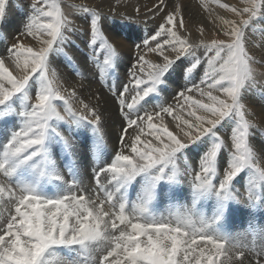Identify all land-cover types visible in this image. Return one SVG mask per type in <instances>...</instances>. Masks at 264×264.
<instances>
[{
	"label": "snow or ice",
	"instance_id": "6c2138e0",
	"mask_svg": "<svg viewBox=\"0 0 264 264\" xmlns=\"http://www.w3.org/2000/svg\"><path fill=\"white\" fill-rule=\"evenodd\" d=\"M219 7L233 16L225 38L196 43L179 34L175 0L149 8L163 16L143 38L125 31L131 17L85 7L78 26L57 0H0V264H250L228 227L253 209L264 218V128L246 118L264 117V64L252 54L264 48L253 31L264 0ZM117 38L141 54L109 86L119 131L107 151L113 125L85 95L83 65L117 77ZM161 200L174 210L156 211ZM247 251L264 264V229Z\"/></svg>",
	"mask_w": 264,
	"mask_h": 264
},
{
	"label": "rangeland",
	"instance_id": "374dc122",
	"mask_svg": "<svg viewBox=\"0 0 264 264\" xmlns=\"http://www.w3.org/2000/svg\"><path fill=\"white\" fill-rule=\"evenodd\" d=\"M154 1L153 0H57V3L60 4L61 9L63 10L64 14L66 16H68L69 19L74 20V22L78 26H80L82 24V20L80 18L85 15L82 12V9L85 7L89 8L93 11L100 12L103 15H112L113 18H117L118 16L131 17L134 20L135 25H132L131 28L125 29V31L126 32H128V31L134 32V34L138 35L140 38H143V37L150 36L152 34V32L154 31V29L156 28L157 24L161 23L160 21H161V17L163 16V13H161L160 16H153L152 12H149V8L154 7L158 3V0H154ZM23 2H25V0H14V3L16 5H20ZM175 2L178 5V9H179L180 13L182 14L183 19L185 18V14H184L185 9L181 8V6L183 7V5H184L186 7L187 4L188 5L190 4L192 9L195 10V11L193 10L192 12H194V15L198 16V18L194 21H191L192 23L189 22L190 20L184 19V28L179 30V34L181 36L188 35L190 41L196 42V43H198L199 39H201V38L204 39L206 42L210 41L211 39H224L225 38V37H223V32L220 30L221 26L223 25V19H232L233 16L231 13H229L224 8L219 7L220 4H228L229 6H234V7L242 6V0H219V4L214 3L213 0H184V2H183V0H175ZM187 2H189V3H187ZM185 3H186V5H185ZM137 9H139V12L136 11ZM170 10H171L170 8L165 9V11H170ZM196 10L198 12H196ZM186 20H188V21H186ZM204 20H205L206 25L203 26ZM110 23H112L114 27H123V25H121L119 21H110ZM190 24H192V25H190ZM201 27H202V29L206 30L205 32L203 30L202 36L200 34L201 33L200 32ZM207 27H209L208 28L209 30H207ZM217 30H218V32H216ZM262 30H264V24H257L256 28L253 30L255 32L257 38L259 36L260 31H262ZM20 40L25 45L28 43L29 44L33 43L29 46H33V47L36 46V42L31 37L21 36ZM113 42L114 43L116 42L115 44L117 46H119L120 49L123 51V52L121 51V58L123 59L122 66H121V72H119L117 74V77L106 76L103 80H100L98 78V76L96 75L98 73L99 69L94 68V66L91 64L83 65V70L85 71L86 74L88 73V75L90 76V78L92 80V84H90V86H88L89 82L87 80L83 81L84 87L89 88L88 89L89 92L87 94L85 93V95H88L89 100L93 101L94 103H95V101L97 102V100L95 98H93L92 96H90L89 93H94L95 96H98L100 98L99 101L101 100L100 102L106 101V99L109 98L108 102H112V104H114L113 100L111 98L112 93L109 91V86H113L116 89H119L120 80L118 79V77H123V80L126 82L127 77L124 78L125 76H123V72L127 71V68L130 66V64L135 62V57L137 55L141 54L140 52H137L135 49V46L130 44L128 41L117 38V39H114ZM137 43H139V41H137ZM77 44L79 46V52H74L73 55L75 56L77 63L81 64L82 63V54L86 55L89 53L84 48L83 44H80L79 41H77ZM0 50H2V42H0ZM252 54L254 55V57L257 61H260L262 64H264V59H262V58H264V48L255 47V49L254 48L252 49ZM146 58L147 59H155V56H154V54L149 53ZM256 72H257L258 77L264 76V67L256 66ZM77 80L79 81L80 77H77L72 82L74 84H76V82H77V84H76L77 88L82 89V88H80V84L78 83ZM86 84H88V85H86ZM182 84H183V80L180 81L181 86H182ZM176 87H177L176 85L175 86L173 85L172 89L170 91L162 94V98L165 100H169V102L171 103L172 102L171 96L174 95ZM80 91H83V89ZM171 92L173 94H171ZM158 102H159V99L154 101V103H158ZM112 108L114 110H116V108H114V107H112ZM99 110L101 111L102 109H99ZM108 111H109L108 114H110V115H107L108 116L107 120L109 121L111 119L110 116L114 115V114L110 109H108ZM246 118L250 119L252 122L253 121L256 122V123L253 122V124H255V125L257 124V126H256L257 130H259L260 128H264V117L261 116V118H260V115L258 114L257 110L250 109V114H246ZM258 120H259V122H258ZM165 123L168 124L169 129H171L172 127L174 129L175 121H172L171 117H165ZM0 127H2V123L0 124ZM113 129H114L113 130V136L116 138V136L114 134L118 131L115 128H113ZM257 133H259L257 135H261V133L259 131H257ZM1 137H2V130H0V138ZM150 138L151 137H149V139ZM142 139H143V137H142ZM126 142H127V138H126ZM193 148H195V146H193ZM107 151H111L109 146H108ZM102 179H103V177H102ZM246 182H247V177H246ZM142 183H144V178L141 177L138 179V181L136 182L134 187H137V186L141 185ZM138 190H139V188H138ZM2 210L3 209H0V211H2ZM163 211H165V210L162 209V211H160V212H163ZM251 211L253 212L252 216H246L244 214H240V215H243L244 218L254 219L257 222L262 221V219L264 220V218L261 217L258 209H253ZM235 220H236V217L233 221H235ZM231 225H233V222L228 227V230L230 232L232 231V229H230ZM244 230L248 236H253V231L249 227H245ZM232 234H233V236H240L238 231H234V233H232ZM247 249H248V247H247ZM245 259H246V261L250 262V264H255V258L247 250H246ZM252 261H254V262H252Z\"/></svg>",
	"mask_w": 264,
	"mask_h": 264
},
{
	"label": "bare ground",
	"instance_id": "6f19581e",
	"mask_svg": "<svg viewBox=\"0 0 264 264\" xmlns=\"http://www.w3.org/2000/svg\"><path fill=\"white\" fill-rule=\"evenodd\" d=\"M154 1V0H153ZM67 2V1H66ZM155 2V1H154ZM183 2H184V0H183ZM186 2V1H185ZM195 2V1H194ZM150 3V2H149ZM187 3H189V2H187ZM183 4V3H182ZM195 4V3H194ZM140 5V4H139ZM185 5H186V3H185ZM201 5V4H200ZM196 7V6H195ZM201 7V6H200ZM181 8H183V9H185V12H184V14H185V18L184 19H188V20H190L189 22L190 23H192L191 21H194V20H196L197 18H198V16H195L194 15V12H192L194 9H192V7L190 6V4L188 5H186V7L183 5V7L181 6ZM195 11V10H194ZM196 12H198L197 10H196ZM150 15V14H149ZM187 17V18H186ZM143 18V17H142ZM148 18V17H147ZM200 18V17H199ZM220 18V17H219ZM202 19V18H201ZM200 19V20H201ZM188 20H186V21H188ZM202 21V20H201ZM161 22V21H160ZM218 22V21H217ZM203 23V22H202ZM201 24V23H200ZM221 24V23H220ZM158 25V24H157ZM189 25V24H188ZM190 25H192V24H190ZM196 25V24H195ZM194 25V26H195ZM204 25H206L205 24V20H204V23H203V26ZM217 25V24H216ZM152 26V25H151ZM202 26V27H203ZM208 26V25H207ZM202 27H201V29H202ZM210 27V26H209ZM209 27H207V30H209L208 28ZM221 28H222V26H221ZM211 29V28H210ZM186 30V29H185ZM204 30V29H203ZM206 30H204V32H205ZM211 31V30H210ZM216 32H218V30L216 31ZM201 34V33H200ZM210 34V33H209ZM221 35V34H220ZM209 36V35H208ZM212 36V35H211ZM224 37V36H223ZM29 39V38H28ZM28 41V40H27ZM28 43V42H27ZM116 43V42H115ZM118 43V42H117ZM31 44H33V43H31ZM31 44H26V45H31ZM122 45V44H121ZM37 46V45H36ZM128 46V45H127ZM126 46V47H127ZM124 47V46H123ZM122 48V47H121ZM255 49V48H254ZM122 51V50H121ZM123 52V51H122ZM263 54V53H262ZM151 56V55H150ZM79 57V56H78ZM79 62V61H78ZM80 63V62H79ZM55 66V65H54ZM123 71V70H122ZM89 72V71H88ZM126 72V71H125ZM88 74V73H87ZM124 78H126V77H124ZM78 81V80H77ZM76 84H77V82H76ZM92 84V83H91ZM86 85H88V84H86ZM88 86H90V85H88ZM175 86V85H174ZM88 88V87H87ZM89 89V88H88ZM79 90H82V89H79ZM91 90V89H90ZM96 92V91H95ZM173 92V91H172ZM171 92V94H173ZM87 94V93H86ZM98 95V94H97ZM91 96V95H90ZM93 97V96H92ZM94 98V97H93ZM88 99H89V97H88ZM106 99V98H105ZM93 100V99H92ZM95 101V100H94ZM101 101V100H100ZM100 101H95V103H99V105H100V108L99 109H102L101 111L102 112H104V118H105V120H107L108 119V116L107 115H110V114H108L109 113V111H108V109H110L112 112H113V114L114 115H111L110 116V120L108 121L109 122V124L110 125H113V128H115L117 131H119L118 129H119V120H118V118L116 117V110H114L112 107H114L115 108V106H114V104H112V102H108L109 101V98L108 99H106V101H102V102H100ZM93 104H95L93 101H91ZM106 102V103H105ZM253 113V112H252ZM259 114V113H258ZM256 116V115H255ZM260 118H261V116H260ZM257 121V120H256ZM253 122H255V121H253ZM252 122V123H253ZM258 122H259V120H258ZM2 123V119H0V124ZM256 123V122H255ZM261 123V122H260ZM262 125V124H261ZM256 126H257V124H256ZM263 127V126H262ZM112 130H114V129H112ZM169 130H172V131H176L175 130V127H174V129H173V127L171 128V129H169ZM129 132H131V130H129ZM257 134H259V133H257ZM115 135V134H114ZM2 138V137H1ZM106 139H107V144H108V146L110 147V149H111V151H112V148H113V146H114V144H115V140H116V138L113 136V134L110 136V137H106ZM163 201V203H164V205H167L168 204V202L167 201H164V200H162ZM168 211H170V210H174V209H169V207H167L166 208ZM166 209H164L165 211H163V212H161V213H164V214H167V210ZM3 211V210H2ZM160 211V210H159ZM239 218V219H238ZM262 219V218H261ZM245 227H249L252 231H253V236H248L247 234H246V232H245ZM230 229H232V231H231V233H234V231H238L239 232V234H240V236H234V237H236V239H235V243L236 244H238V245H242V246H244L245 247V249L247 250V247H248V249H249V247L250 248H252V247H258L259 246V233H260V231L262 230V229H264V220L262 219V221H260V222H257L256 220H254V219H251V218H244V216L243 215H240V214H237V216H236V220L235 221H233V225H231L230 226ZM235 229V230H234ZM236 235V234H235ZM251 256V255H250ZM248 257V256H247ZM252 262H254V261H252Z\"/></svg>",
	"mask_w": 264,
	"mask_h": 264
}]
</instances>
